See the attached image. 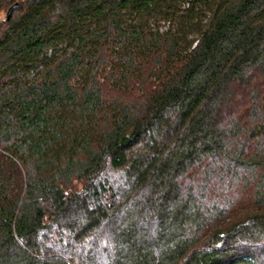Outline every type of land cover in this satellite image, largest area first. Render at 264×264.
Returning <instances> with one entry per match:
<instances>
[{
  "label": "trees",
  "instance_id": "trees-1",
  "mask_svg": "<svg viewBox=\"0 0 264 264\" xmlns=\"http://www.w3.org/2000/svg\"><path fill=\"white\" fill-rule=\"evenodd\" d=\"M0 264H264V0H0Z\"/></svg>",
  "mask_w": 264,
  "mask_h": 264
},
{
  "label": "water",
  "instance_id": "water-1",
  "mask_svg": "<svg viewBox=\"0 0 264 264\" xmlns=\"http://www.w3.org/2000/svg\"><path fill=\"white\" fill-rule=\"evenodd\" d=\"M15 6H16V4H13V5H11V6L7 9V11H6V18L9 17V15H10L12 9H13Z\"/></svg>",
  "mask_w": 264,
  "mask_h": 264
}]
</instances>
